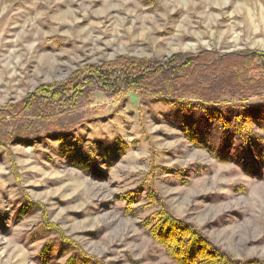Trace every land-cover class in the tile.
<instances>
[{
  "label": "rangeland",
  "instance_id": "rangeland-1",
  "mask_svg": "<svg viewBox=\"0 0 264 264\" xmlns=\"http://www.w3.org/2000/svg\"><path fill=\"white\" fill-rule=\"evenodd\" d=\"M242 48L264 51V0H0V106L90 62ZM92 107L69 141L93 173L59 140L0 156V264H64L76 248L104 264H174L144 223L161 202L235 257L264 260V179L186 138L199 112L136 93Z\"/></svg>",
  "mask_w": 264,
  "mask_h": 264
},
{
  "label": "trees",
  "instance_id": "trees-1",
  "mask_svg": "<svg viewBox=\"0 0 264 264\" xmlns=\"http://www.w3.org/2000/svg\"><path fill=\"white\" fill-rule=\"evenodd\" d=\"M132 93L144 102L199 112L196 121L183 126L186 138L217 160L236 161L245 173L264 179V51L255 48L180 51L165 58L121 55L86 63L68 77L40 84L23 99L0 106V156L12 155L16 144L59 140L75 167L93 173L97 167L88 162L89 150L86 157L69 138L90 121L97 94L124 101ZM126 148L121 142L105 154L116 160ZM150 197L156 199L153 189ZM158 206L145 227L174 264H264L259 257H235L194 223L175 216L162 202ZM75 250L64 264H104Z\"/></svg>",
  "mask_w": 264,
  "mask_h": 264
}]
</instances>
